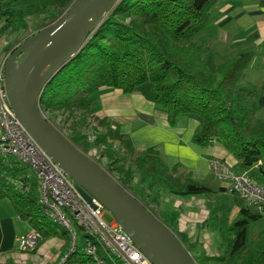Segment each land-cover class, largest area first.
<instances>
[{"label": "trees", "instance_id": "1", "mask_svg": "<svg viewBox=\"0 0 264 264\" xmlns=\"http://www.w3.org/2000/svg\"><path fill=\"white\" fill-rule=\"evenodd\" d=\"M73 1L50 0L44 6H23V0H0V37L9 31L27 30L28 15L45 11L50 5L60 10L54 15L55 22ZM216 1L122 0L85 47L46 85L40 107L57 126L59 122L52 118L57 111L62 112L63 122L70 120V113L83 114L81 122L76 120L77 125L95 117L102 128L96 140L91 141L89 135L76 129L66 136L88 155L94 146L106 145L104 152L92 157L101 165L96 157L114 159L118 155L113 147L119 142L126 156L135 158L127 170L125 166L118 169L126 174V180L140 175L131 187L122 177H118L119 182L176 235L177 212L156 211L152 205L160 206L165 192L178 198L206 197L209 213L199 228L220 233L218 253L194 255L197 243L177 235L198 264H264V229L254 239L249 236L250 227L263 218L260 212L249 204L232 221L228 188L215 190L196 181L180 165L169 168L157 148L138 154L130 137L118 133L108 119L95 115L98 101L93 97L102 90L131 94L149 84L157 110L167 115L171 127L187 117L198 119L201 128L193 137L194 144L209 147L219 142L236 159L233 170L250 173L256 168L264 178V120L258 117L259 93L245 79L254 50L239 48L219 54L210 45L205 29L210 26ZM106 170L111 173L109 168ZM39 189L36 174L28 165L0 154V199H10L20 219L42 236L38 245L50 238L64 241L58 264L64 259L62 264H95L98 259L106 264H124L109 248L101 246L98 238L87 235L72 216L73 231L62 226L41 204ZM77 230L87 239L86 252L78 253ZM89 240L95 245L94 252L89 251ZM8 261L16 264L12 259Z\"/></svg>", "mask_w": 264, "mask_h": 264}, {"label": "water", "instance_id": "2", "mask_svg": "<svg viewBox=\"0 0 264 264\" xmlns=\"http://www.w3.org/2000/svg\"><path fill=\"white\" fill-rule=\"evenodd\" d=\"M121 1L74 0L54 23L18 44L4 69L8 101L26 133L65 171L82 199L93 210L97 209L93 199L98 200L146 258L153 264H198L167 224L51 123L40 107L46 85L85 47Z\"/></svg>", "mask_w": 264, "mask_h": 264}, {"label": "crops", "instance_id": "3", "mask_svg": "<svg viewBox=\"0 0 264 264\" xmlns=\"http://www.w3.org/2000/svg\"><path fill=\"white\" fill-rule=\"evenodd\" d=\"M210 26L208 38L217 53L228 54L239 48L254 50L245 79L258 89V117L264 120V0H217L211 11ZM153 96L152 88L146 85L131 94L102 90L97 94L95 115L108 119L118 133L130 137L138 154L157 148L169 168L180 165L197 181H208L213 176V160L235 167L236 159L219 142L209 147L193 143L194 135L201 128L198 119L187 117L171 127L167 115L157 110ZM5 200L0 199V259H4L3 264L17 258L26 264L30 261L56 264L62 256L63 240L44 241L36 253L20 252V238L33 230ZM191 221L196 228L199 226L194 218Z\"/></svg>", "mask_w": 264, "mask_h": 264}, {"label": "built area", "instance_id": "4", "mask_svg": "<svg viewBox=\"0 0 264 264\" xmlns=\"http://www.w3.org/2000/svg\"><path fill=\"white\" fill-rule=\"evenodd\" d=\"M0 65V154L10 155L28 165L40 183V202L62 225L69 226L70 217L79 221L87 235L98 238L99 244L109 248L124 264H153L133 243L123 227L114 220L103 219L106 208L96 199L93 210L75 190L73 181L26 133L13 111L5 88L4 65ZM212 173L218 179H228L231 192H236L258 212L264 214V185H259L247 171L238 172L221 160L212 161ZM47 197V199H46ZM65 225V226H66ZM67 229V230H68ZM41 235L32 231L20 241L23 251H31L39 244ZM88 241L90 252L95 245ZM95 264H106L98 259Z\"/></svg>", "mask_w": 264, "mask_h": 264}, {"label": "rangeland", "instance_id": "5", "mask_svg": "<svg viewBox=\"0 0 264 264\" xmlns=\"http://www.w3.org/2000/svg\"><path fill=\"white\" fill-rule=\"evenodd\" d=\"M50 0H23L22 4L23 6L30 5V4H40L41 6L46 5V2H49ZM48 6V5H47ZM25 8V7H23ZM213 9V8H212ZM56 7H52L51 5L48 6V9H45V11H35L34 13H31L28 15L27 21H28V28L27 30H21L20 32H12L9 31L4 36L0 37V65L3 61L7 60V58L13 53V51L16 49L17 45L20 44L22 41L27 39L28 37H31L34 35L37 31L40 29L51 25L54 23V19L56 15L55 13L60 11L56 10ZM211 27V26H209ZM209 27L205 29V31L209 32ZM202 35V34H201ZM201 35L197 38H200ZM210 45L212 46V41L210 42ZM11 47V48H10ZM147 88H151V85L147 84ZM97 98V95L93 97V99ZM62 112H55L52 116V118L59 122L58 126L54 124L51 120L50 122L53 123L59 130H63L65 135L73 134L75 129L79 133H84L85 135H89V138L92 140H96L97 133L102 131V128L99 127L98 120L95 119V117H88V120H85L83 124L76 123V120L78 122L82 121V117L84 116L81 113L76 114H69L72 115L70 117V120H67L65 122L61 121L63 120V117L60 116ZM46 116V115H45ZM67 116V115H66ZM51 117V116H50ZM85 117V116H84ZM75 119V121H74ZM76 123V124H75ZM73 128V130H72ZM105 130V129H104ZM72 131V132H71ZM116 145L113 147V150L115 152V155L118 156L114 159H110L108 156L105 157H96L102 162L103 167L109 168L111 171V174L118 179V177H122L123 181L127 184L128 187H131L133 183L138 182L140 175H136L132 181L126 180V174H123L120 169H118L121 166H125V169L127 170L132 166V163L134 161V158H129L127 155V152L122 150L121 146L119 145V142L115 143ZM106 150V145L101 144L100 146H94L92 149V152L89 153V156L92 158L96 155H99L100 153L104 152ZM142 154V153H141ZM137 157V155H136ZM128 158V159H124ZM94 159V158H93ZM122 159V160H120ZM124 159V160H123ZM95 160V159H94ZM119 161V162H118ZM182 174L181 172L178 173ZM250 175L255 179V182L259 185H264V178L261 177L257 171L256 168L252 169L250 171ZM193 177V175H191ZM197 181V180H196ZM133 182V183H132ZM200 182V181H199ZM201 183H205L210 185L215 190H218L221 187L228 188V202L231 207V220L234 221L235 219L239 218V212L242 208H245L247 206H250L247 202H245L238 193L231 192L230 186L231 183L228 179H218L214 175L211 176L208 181H201ZM150 195V194H149ZM47 199V197H46ZM2 200V199H1ZM4 200V199H3ZM4 202L8 203V206H10L13 209L12 203L10 199H6ZM208 202L206 197H190V198H178L175 196H172L168 194V192L164 193L162 195L161 204L160 206L153 204L152 208L156 209V211H163V210H169L177 212L178 217L176 218V227L178 229V236L181 238L184 235L187 236V239L192 241V244H195L193 246V253L194 255H200L203 252H205L207 255H214L218 253L220 243H221V236L219 232H211L209 229H203L199 228V226L196 228L195 222H190L191 218H194V220L198 221L199 225H202L203 222L208 217ZM14 210V209H13ZM263 218L259 220L258 222L254 223L249 230V236L251 239H254L260 231L264 229V214ZM103 219L110 223L115 220L114 216L108 211L105 210V213L103 215ZM187 221V222H186ZM190 222V223H189ZM197 223V224H198ZM66 225V224H65ZM64 226L66 229L69 228V226ZM69 230V229H68ZM77 243H78V253L86 252V246H87V239L84 237L85 235L80 231L77 230ZM26 236V235H25ZM24 237V236H23ZM21 237L19 240V250L21 253H36L39 246L32 249L31 251L24 252L20 247V241L23 238ZM42 236L40 237V239ZM53 241H60V238H50L47 240H44L45 243ZM43 241V240H42ZM63 254V253H62ZM35 258V257H34ZM62 258V256H61ZM61 258H59L58 262L60 263ZM40 260L42 258L39 257ZM4 259H0V264H3ZM16 264H26L23 260H17L15 259ZM66 259H64L63 262H65ZM9 262V261H8ZM58 262L56 264H58ZM116 262V261H115ZM7 264V263H6ZM27 264H33L31 261L30 263L27 262ZM39 264V262L37 263ZM212 264V263H211Z\"/></svg>", "mask_w": 264, "mask_h": 264}, {"label": "bare ground", "instance_id": "6", "mask_svg": "<svg viewBox=\"0 0 264 264\" xmlns=\"http://www.w3.org/2000/svg\"><path fill=\"white\" fill-rule=\"evenodd\" d=\"M7 59H8V58H7ZM5 64H6V62H5ZM50 64H51V62L48 63V65H47V66L44 68V70L41 72V74H40V76H39V79L41 78V76H43V75L46 73V71L48 70ZM4 69H5V65H4Z\"/></svg>", "mask_w": 264, "mask_h": 264}]
</instances>
